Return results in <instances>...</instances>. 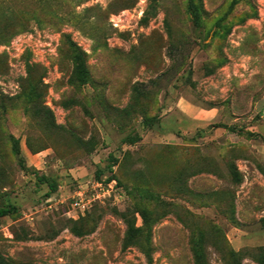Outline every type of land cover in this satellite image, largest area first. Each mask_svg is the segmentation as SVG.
<instances>
[{"label":"rangeland","instance_id":"obj_1","mask_svg":"<svg viewBox=\"0 0 264 264\" xmlns=\"http://www.w3.org/2000/svg\"><path fill=\"white\" fill-rule=\"evenodd\" d=\"M9 207L0 264H264V0H0Z\"/></svg>","mask_w":264,"mask_h":264},{"label":"trees","instance_id":"obj_2","mask_svg":"<svg viewBox=\"0 0 264 264\" xmlns=\"http://www.w3.org/2000/svg\"><path fill=\"white\" fill-rule=\"evenodd\" d=\"M191 1V0H190ZM190 14L192 15V19L197 22L198 20V14L197 11L195 10V8L193 6H191L190 8ZM75 59H76V76H77V80L79 82H85L86 80V76H87V71H86V66L83 60V54L81 52H76L75 54ZM16 154L19 157V152L16 149L15 150ZM20 162H22L21 158L19 157ZM112 181V178H108L107 180ZM15 208L13 207H9V208H0V219L4 218V217H8L10 215H12L13 213H15Z\"/></svg>","mask_w":264,"mask_h":264},{"label":"built area","instance_id":"obj_3","mask_svg":"<svg viewBox=\"0 0 264 264\" xmlns=\"http://www.w3.org/2000/svg\"><path fill=\"white\" fill-rule=\"evenodd\" d=\"M90 202H91V200L89 199V197L84 196L82 193L78 192V193H76V196L73 199L72 207H73V209H76L81 214H83L85 211H87L89 209Z\"/></svg>","mask_w":264,"mask_h":264}]
</instances>
